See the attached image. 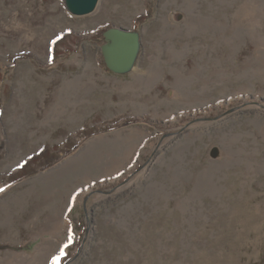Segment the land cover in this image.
I'll use <instances>...</instances> for the list:
<instances>
[{
	"label": "rangeland",
	"instance_id": "rangeland-1",
	"mask_svg": "<svg viewBox=\"0 0 264 264\" xmlns=\"http://www.w3.org/2000/svg\"><path fill=\"white\" fill-rule=\"evenodd\" d=\"M0 189V264H264V0H0Z\"/></svg>",
	"mask_w": 264,
	"mask_h": 264
},
{
	"label": "water",
	"instance_id": "water-1",
	"mask_svg": "<svg viewBox=\"0 0 264 264\" xmlns=\"http://www.w3.org/2000/svg\"><path fill=\"white\" fill-rule=\"evenodd\" d=\"M100 0H65L67 11L73 16H88L93 14ZM109 44L106 47V62L109 69L117 74L131 71L141 50L139 33L122 28H113L108 32ZM218 154L214 149L212 156Z\"/></svg>",
	"mask_w": 264,
	"mask_h": 264
},
{
	"label": "snow or ice",
	"instance_id": "snow-or-ice-1",
	"mask_svg": "<svg viewBox=\"0 0 264 264\" xmlns=\"http://www.w3.org/2000/svg\"><path fill=\"white\" fill-rule=\"evenodd\" d=\"M0 191H3V189H0ZM58 259V258H57ZM53 264H57V260L53 261Z\"/></svg>",
	"mask_w": 264,
	"mask_h": 264
}]
</instances>
